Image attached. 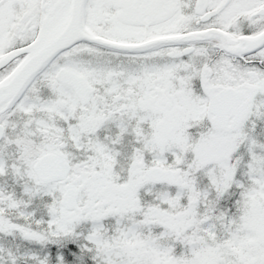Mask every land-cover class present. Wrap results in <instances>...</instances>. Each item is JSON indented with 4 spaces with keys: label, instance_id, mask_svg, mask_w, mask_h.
I'll return each instance as SVG.
<instances>
[{
    "label": "snow or ice",
    "instance_id": "6c2138e0",
    "mask_svg": "<svg viewBox=\"0 0 264 264\" xmlns=\"http://www.w3.org/2000/svg\"><path fill=\"white\" fill-rule=\"evenodd\" d=\"M0 264H264V0H0Z\"/></svg>",
    "mask_w": 264,
    "mask_h": 264
}]
</instances>
